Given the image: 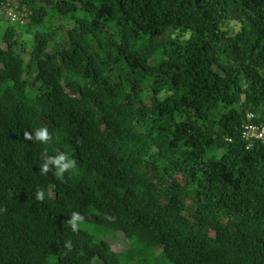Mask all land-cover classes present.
I'll return each mask as SVG.
<instances>
[{"label": "trees", "instance_id": "1", "mask_svg": "<svg viewBox=\"0 0 264 264\" xmlns=\"http://www.w3.org/2000/svg\"><path fill=\"white\" fill-rule=\"evenodd\" d=\"M249 116L264 0H0V264H264ZM45 149L77 161L66 182Z\"/></svg>", "mask_w": 264, "mask_h": 264}, {"label": "clouds", "instance_id": "2", "mask_svg": "<svg viewBox=\"0 0 264 264\" xmlns=\"http://www.w3.org/2000/svg\"><path fill=\"white\" fill-rule=\"evenodd\" d=\"M26 140H31L34 142H39L42 144H49L53 140V134L49 131L47 126H42L34 129L32 132L26 131L24 133ZM42 158V163L40 164V175L47 176L50 172L53 177L60 181H65L66 173H73L78 165L77 161L73 158H70L66 153L59 152L56 155H49L47 149L40 153ZM35 200L44 202L45 201V190L37 187L35 190ZM84 217L81 213L73 211L70 214V218L66 223L70 226L71 230L76 233L80 229V224L83 222ZM65 247L71 249V243L66 242Z\"/></svg>", "mask_w": 264, "mask_h": 264}, {"label": "built area", "instance_id": "3", "mask_svg": "<svg viewBox=\"0 0 264 264\" xmlns=\"http://www.w3.org/2000/svg\"><path fill=\"white\" fill-rule=\"evenodd\" d=\"M243 136L249 141L255 139L264 143V122L255 124L252 122V117L249 116L248 122L244 125Z\"/></svg>", "mask_w": 264, "mask_h": 264}, {"label": "rangeland", "instance_id": "4", "mask_svg": "<svg viewBox=\"0 0 264 264\" xmlns=\"http://www.w3.org/2000/svg\"><path fill=\"white\" fill-rule=\"evenodd\" d=\"M9 12V13H8ZM8 15L9 14H14L13 15V19H12V21L14 22L15 21V19H16V14H15V12L13 11V10H8ZM10 16V15H9ZM20 36H22V35H20ZM87 228L91 231V232H94V233H96V234H98L99 235V231H98V228L95 226V225H88L87 226ZM103 236H104V234H102ZM97 264H101L100 263V261H97Z\"/></svg>", "mask_w": 264, "mask_h": 264}]
</instances>
